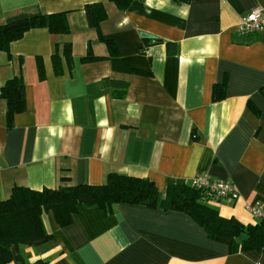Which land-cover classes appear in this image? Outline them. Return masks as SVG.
I'll list each match as a JSON object with an SVG mask.
<instances>
[{
    "label": "crops",
    "instance_id": "1",
    "mask_svg": "<svg viewBox=\"0 0 264 264\" xmlns=\"http://www.w3.org/2000/svg\"><path fill=\"white\" fill-rule=\"evenodd\" d=\"M98 2L106 18L94 28L85 7ZM256 6L264 0H132L124 10L110 0H0V24L40 11L65 13L69 26L30 29L0 51V88L14 76L25 85V108L10 122L0 97V199L15 186L99 185L113 172L147 177L162 192L200 172L238 193L208 206L256 223L245 204L264 205V29L236 30ZM67 43L71 58L56 74L52 57ZM106 79L125 81L124 97ZM43 221L53 241L22 247L26 262L264 264V247L231 252L176 210L79 204L66 226L50 212Z\"/></svg>",
    "mask_w": 264,
    "mask_h": 264
},
{
    "label": "trees",
    "instance_id": "2",
    "mask_svg": "<svg viewBox=\"0 0 264 264\" xmlns=\"http://www.w3.org/2000/svg\"><path fill=\"white\" fill-rule=\"evenodd\" d=\"M110 1L120 10H124L132 0ZM85 12L89 25L94 28H98L99 23L106 18L104 7L99 2L86 5ZM40 27L51 32H69L63 12L46 14L40 11H25L8 17L0 24V51H7L10 44L22 38L28 30ZM174 47L169 44V52L171 48L175 51ZM70 50V43H67L63 57L53 55L54 73L62 72L60 61L63 58L70 60ZM89 58L88 54L82 59ZM106 83L112 86L115 97H124L127 89L125 81L106 79ZM24 86L23 79L14 76L6 80L0 88L8 122L13 114L25 108ZM224 93L225 81L215 84L214 98L220 99ZM214 197L216 196L191 183L168 184L164 191L160 192L155 183L147 177L116 172L109 173L105 182L99 185L77 184L40 190L15 186L7 199H0V264H8L13 260L21 264H48V260L40 258L26 262L19 250L22 247H37L53 241V236L46 230L43 221L45 212L52 214L57 225L66 226L71 223L72 215L79 204L96 205L108 213L119 203L181 211L201 225L209 238L225 243L231 252L264 247V220L243 224L234 217H222L216 209L205 203L206 199Z\"/></svg>",
    "mask_w": 264,
    "mask_h": 264
},
{
    "label": "built area",
    "instance_id": "3",
    "mask_svg": "<svg viewBox=\"0 0 264 264\" xmlns=\"http://www.w3.org/2000/svg\"><path fill=\"white\" fill-rule=\"evenodd\" d=\"M264 29V10L256 6L244 13L236 27L239 34H252ZM1 169V164H0ZM191 185L205 189L216 197L236 199L238 196L234 185L227 179L213 178L207 173H196ZM245 209L257 220H264V205L260 202L245 204Z\"/></svg>",
    "mask_w": 264,
    "mask_h": 264
},
{
    "label": "water",
    "instance_id": "4",
    "mask_svg": "<svg viewBox=\"0 0 264 264\" xmlns=\"http://www.w3.org/2000/svg\"><path fill=\"white\" fill-rule=\"evenodd\" d=\"M142 36L151 37L152 38V36L150 34H146V33H143Z\"/></svg>",
    "mask_w": 264,
    "mask_h": 264
}]
</instances>
